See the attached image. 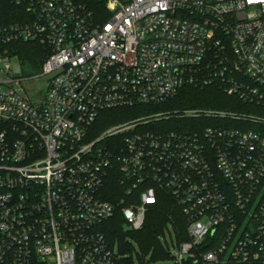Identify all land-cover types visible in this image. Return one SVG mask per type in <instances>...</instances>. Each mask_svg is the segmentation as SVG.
Wrapping results in <instances>:
<instances>
[{
    "label": "built area",
    "instance_id": "2783aa9c",
    "mask_svg": "<svg viewBox=\"0 0 264 264\" xmlns=\"http://www.w3.org/2000/svg\"><path fill=\"white\" fill-rule=\"evenodd\" d=\"M9 1L23 13L0 25V264H134L101 227L120 211L142 229L162 191L188 236L170 264H264V0ZM16 42L40 47L38 101ZM188 86L217 87L233 108L167 110L93 137L102 110ZM191 118L214 123L141 128Z\"/></svg>",
    "mask_w": 264,
    "mask_h": 264
},
{
    "label": "trees",
    "instance_id": "16d2710c",
    "mask_svg": "<svg viewBox=\"0 0 264 264\" xmlns=\"http://www.w3.org/2000/svg\"><path fill=\"white\" fill-rule=\"evenodd\" d=\"M23 13L21 7L12 4L9 0H0V25H6L18 22L21 20L19 15ZM9 49L17 53L22 62L27 59L34 65H38L42 68V56L40 54V47L35 43H23L16 42L10 44ZM234 97H230L224 92H222L217 87H207L204 89H199L195 87H185L181 91L180 95L170 102L156 105V106H146V107H136V108H113L102 110L91 127V132L93 137H96L102 131H104L109 126L119 123L121 121H126L131 117H140L154 110H159L161 108H217V109H229L231 107L230 102ZM155 107V108H153ZM158 107V108H157ZM157 108V109H156ZM173 119L167 120L171 121ZM175 120V119H174ZM180 120H190L193 123H198L200 120L191 119H180ZM166 121H161L160 123H165ZM201 123H214L212 120H203ZM237 124H235L236 126ZM150 128H159L153 126ZM172 128H175L172 127ZM161 129H163L161 127ZM160 202L154 205L150 212L146 216V221L142 229L134 230L131 233H126L122 229V224L124 223L122 214L120 211L116 215L106 221L101 229L106 234L111 245H120V249L127 252L133 253L134 247L131 242H126L125 237L127 235L135 238L141 248V252L144 256L149 254L154 250V259H168L169 254L166 248L161 244L159 237L164 233V229L167 223L171 221L174 224L176 233L178 235L179 241L188 239L187 232L185 230V219L182 214L180 207L177 205L176 201L168 195L166 192H161ZM144 257L139 256V261L142 262Z\"/></svg>",
    "mask_w": 264,
    "mask_h": 264
},
{
    "label": "rangeland",
    "instance_id": "374dc122",
    "mask_svg": "<svg viewBox=\"0 0 264 264\" xmlns=\"http://www.w3.org/2000/svg\"><path fill=\"white\" fill-rule=\"evenodd\" d=\"M13 63H21L19 58H14L12 59ZM21 65V72L17 74V77H19L21 79V86L23 88L24 94L26 96H28L30 99H32L33 101H38L41 98H43L48 90V84H49V75L46 74H42V68L39 67L37 64L34 65L32 64L28 59L26 61L23 62V64ZM235 99H231L230 102H234ZM155 108V107H153ZM158 108V107H157ZM156 108V109H157ZM180 108L177 107H170L167 108L165 107L164 109L161 108L159 110H154L152 112H150L147 115H143L142 117H147V116H151L155 113H160V112H166L167 110H177ZM140 117H131L128 120H132V119H136V118H142ZM126 120V121H128ZM126 121H121L119 123L122 122H126ZM198 123H193V121L190 120H177V119H173L171 121H166L165 123H160L159 121H152L149 122L145 125H143V127L141 128H148V127H162V128H172V127H179V126H198V127H206V126H210L212 125V123H206L203 125H200L201 122H203L202 120L197 121ZM117 124V123H116ZM122 229L124 232L126 233H131L134 230H132L127 224L123 223L122 224ZM159 240L161 241V244L166 248L168 254H169V258L168 259H154L153 255H154V250H152L149 254H147L146 256H144L141 252V248L140 245L138 243V241L133 238L132 236L127 235L125 237V241L126 242H131L133 244L134 250V256L132 255L133 253L131 252H127L125 250H121L120 249V245L115 244L114 248L115 251L117 252V254L124 259H129L130 261H132L134 264H140L139 261V256L140 257H145L146 258V262H148L149 264H170L172 261L170 260V252L174 251V247H173V242L178 243L179 242V238L178 235L176 233L174 224L169 221L167 223V226L164 229V233L160 235Z\"/></svg>",
    "mask_w": 264,
    "mask_h": 264
}]
</instances>
